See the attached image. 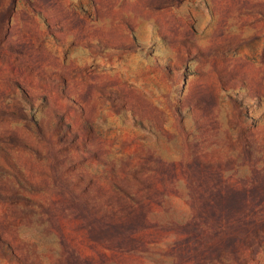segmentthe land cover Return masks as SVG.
I'll use <instances>...</instances> for the list:
<instances>
[{
  "label": "rangeland",
  "instance_id": "obj_1",
  "mask_svg": "<svg viewBox=\"0 0 264 264\" xmlns=\"http://www.w3.org/2000/svg\"><path fill=\"white\" fill-rule=\"evenodd\" d=\"M0 264H264V0H0Z\"/></svg>",
  "mask_w": 264,
  "mask_h": 264
}]
</instances>
